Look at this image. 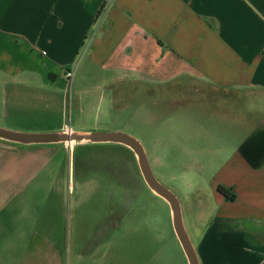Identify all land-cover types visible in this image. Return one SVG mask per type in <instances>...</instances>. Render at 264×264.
I'll return each mask as SVG.
<instances>
[{
    "label": "rangeland",
    "instance_id": "374dc122",
    "mask_svg": "<svg viewBox=\"0 0 264 264\" xmlns=\"http://www.w3.org/2000/svg\"><path fill=\"white\" fill-rule=\"evenodd\" d=\"M87 59L82 52L68 62L75 77L66 92L53 94L55 101L42 100L49 87L41 82L20 88L17 97L15 86L0 82V127L38 134L66 125L136 138L155 177L179 199L196 244L201 232L190 205L197 197H188L189 191L202 190L195 195L212 202L216 212L211 181L251 127L263 121L264 112L246 106L242 111L224 91L207 93L197 83L184 92L152 86L161 89L159 94L139 96L133 85L132 100L110 110L95 101L91 84L79 81ZM8 169L26 176L12 194L20 233V244L12 249L19 264H58L52 252L60 264H189L169 204L148 187L128 147L87 143L71 149L64 143L26 146L0 139V172ZM28 235L38 236L32 246L23 244Z\"/></svg>",
    "mask_w": 264,
    "mask_h": 264
},
{
    "label": "crops",
    "instance_id": "0c3cea01",
    "mask_svg": "<svg viewBox=\"0 0 264 264\" xmlns=\"http://www.w3.org/2000/svg\"><path fill=\"white\" fill-rule=\"evenodd\" d=\"M105 1L0 0L1 84L15 86L17 97L20 88L41 82L49 87L42 100L55 101L53 94L69 88L68 62L86 52L79 81L91 84L95 101L110 110L132 100L133 85L139 96L159 94L152 86L184 92L197 83L207 93L224 91L242 111L264 112V0H114L91 41ZM66 131L90 133L66 125L48 133ZM12 170L0 172V264L21 261L12 249L20 244L12 194L26 176ZM211 182L215 213L212 202L195 195L202 191L196 186L188 196L197 197L190 207L201 234L191 241L200 264H264V119ZM220 185L234 189V202ZM36 237L25 236L23 244L32 246ZM51 257L60 264L57 253Z\"/></svg>",
    "mask_w": 264,
    "mask_h": 264
},
{
    "label": "water",
    "instance_id": "95a60500",
    "mask_svg": "<svg viewBox=\"0 0 264 264\" xmlns=\"http://www.w3.org/2000/svg\"><path fill=\"white\" fill-rule=\"evenodd\" d=\"M0 139L21 145L54 143H111L131 149L138 160L141 173L148 187L155 195L164 199L171 208L172 220L177 238L186 254L189 264H200L195 247L184 225L181 203L177 196L155 177L143 145L134 137L120 132L80 133L66 131L59 133L29 134L9 131L0 127Z\"/></svg>",
    "mask_w": 264,
    "mask_h": 264
},
{
    "label": "built area",
    "instance_id": "2783aa9c",
    "mask_svg": "<svg viewBox=\"0 0 264 264\" xmlns=\"http://www.w3.org/2000/svg\"><path fill=\"white\" fill-rule=\"evenodd\" d=\"M114 0H106L105 1V6L104 8L101 10L98 18H97V22H96V28H95V32H93L92 36H91V41L93 40L94 36L96 35V33L98 32V30L101 28L102 23L104 22V19L112 5ZM75 77V72H73L72 70H69L66 74V78L70 84V82H73V79Z\"/></svg>",
    "mask_w": 264,
    "mask_h": 264
},
{
    "label": "trees",
    "instance_id": "16d2710c",
    "mask_svg": "<svg viewBox=\"0 0 264 264\" xmlns=\"http://www.w3.org/2000/svg\"><path fill=\"white\" fill-rule=\"evenodd\" d=\"M218 191L228 200L234 202L237 198L234 189L228 188L226 186L220 185Z\"/></svg>",
    "mask_w": 264,
    "mask_h": 264
}]
</instances>
